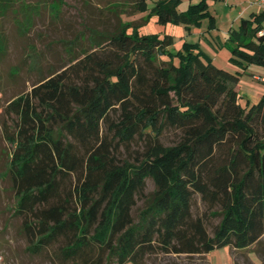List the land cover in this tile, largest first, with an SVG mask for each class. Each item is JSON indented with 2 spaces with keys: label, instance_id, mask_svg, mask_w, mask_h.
<instances>
[{
  "label": "trees",
  "instance_id": "1",
  "mask_svg": "<svg viewBox=\"0 0 264 264\" xmlns=\"http://www.w3.org/2000/svg\"><path fill=\"white\" fill-rule=\"evenodd\" d=\"M209 1L129 6L188 31L208 18L210 30ZM12 2L0 0V13ZM142 23L120 18L114 30H92L90 48L3 108L8 174L32 254L143 264L158 253L243 249L264 235V93L243 106L236 90L248 66H264V12L228 31L235 72L199 43L186 42L178 64L164 59L174 36L142 35ZM3 36L0 28V54ZM148 178L155 189L135 216ZM195 194L220 216L212 234L206 214L193 213Z\"/></svg>",
  "mask_w": 264,
  "mask_h": 264
},
{
  "label": "rangeland",
  "instance_id": "2",
  "mask_svg": "<svg viewBox=\"0 0 264 264\" xmlns=\"http://www.w3.org/2000/svg\"><path fill=\"white\" fill-rule=\"evenodd\" d=\"M12 1L9 8L0 13V28L5 44V50L0 54V264H72L59 260L53 249L42 254H32L27 249L23 218L16 213L18 196L8 174L12 146L2 134L4 106L18 95L30 91L42 79L63 70L73 56L82 53L83 48H90L92 30H114L120 18L127 23L144 20L139 27L142 35L163 38L165 33L172 34L174 42L168 48L173 56H163L164 59L178 64V52L184 44L199 43L201 49L211 55L220 67L230 72L240 70L229 61L231 51L226 44L227 27L236 10L230 12V4L227 5L225 0H210L209 6L218 20V28L211 32L208 30V18L203 20L201 26H193L188 31L181 24L169 22L164 25L157 22L156 16L150 15V10L133 14L129 6L132 0ZM155 1L148 0L149 9ZM192 1L182 0L179 9L186 10ZM133 27L128 28V33L133 32ZM213 35L216 38L218 35V40ZM255 75L264 77V66L251 64L240 76L237 88L243 106L248 100L251 103L258 101L264 93V81L256 79ZM175 138L174 134L168 133L164 142L170 144ZM154 189V181L148 178L144 194L138 198L134 209L135 216ZM193 213L206 214L207 227L212 234L220 216L211 214V209L202 201L200 194L194 195ZM143 264H264V235L243 249L225 245L206 254L158 253L148 256Z\"/></svg>",
  "mask_w": 264,
  "mask_h": 264
},
{
  "label": "crops",
  "instance_id": "3",
  "mask_svg": "<svg viewBox=\"0 0 264 264\" xmlns=\"http://www.w3.org/2000/svg\"><path fill=\"white\" fill-rule=\"evenodd\" d=\"M194 1H192V2H194ZM225 2L227 3V5L230 4V6H229L230 12H232L233 10H236V15L233 17L231 16V24L228 25V27H227V36H228V31L230 28L238 26V25H236V23L239 21L240 18H243V17L246 18L252 12H260V11L264 12V3L262 2V0H225ZM210 11H211V8H210ZM211 13L215 16V14L212 11H211ZM215 18H216V16H215ZM217 24H218V20L216 18V28L210 29V30L208 29V30L211 32L215 31V29L218 28ZM213 37L216 38V36H214V35H213ZM218 37L219 36L217 35L216 40H218ZM212 44H214V43H212ZM248 68H249V66L247 67V69ZM247 69H245L244 72H246ZM255 78L258 80L264 81V77L261 78L260 75H255ZM237 87H238V85L236 86V90L239 91Z\"/></svg>",
  "mask_w": 264,
  "mask_h": 264
},
{
  "label": "built area",
  "instance_id": "4",
  "mask_svg": "<svg viewBox=\"0 0 264 264\" xmlns=\"http://www.w3.org/2000/svg\"><path fill=\"white\" fill-rule=\"evenodd\" d=\"M262 2L264 3V0H262Z\"/></svg>",
  "mask_w": 264,
  "mask_h": 264
}]
</instances>
